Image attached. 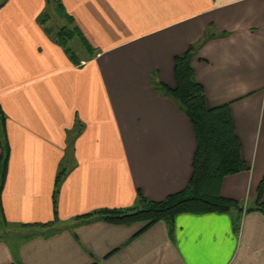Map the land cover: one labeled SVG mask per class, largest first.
<instances>
[{"label":"crops","instance_id":"1","mask_svg":"<svg viewBox=\"0 0 264 264\" xmlns=\"http://www.w3.org/2000/svg\"><path fill=\"white\" fill-rule=\"evenodd\" d=\"M190 46L246 165L218 188L242 208L237 228L235 211L147 227L90 214L187 184L194 133L166 92ZM0 112V225L15 229L0 234V264H264V0H0Z\"/></svg>","mask_w":264,"mask_h":264},{"label":"trees","instance_id":"2","mask_svg":"<svg viewBox=\"0 0 264 264\" xmlns=\"http://www.w3.org/2000/svg\"><path fill=\"white\" fill-rule=\"evenodd\" d=\"M58 5V4H57ZM61 10V7L58 6ZM62 11V10H61ZM43 19V16L42 18ZM71 31L61 26L56 32V41L62 43ZM190 46L173 59L175 86L167 89V95L186 116L192 126L195 149L191 163V175L187 184L178 192L167 195L160 201H151L138 195V206L130 209L101 208L94 213L114 223L143 221L144 227L158 220L170 223L177 213H208L235 211L233 227L237 228L242 211L240 204L223 198L218 193L223 176L246 169L240 158L239 146L234 134L228 104L208 108L204 102L202 87L196 82L190 65ZM0 185L3 182L8 145L4 133V117L0 112ZM62 170L56 174L57 181ZM57 183V182H56ZM264 188V174L254 192L255 208L264 212L261 194ZM53 190L52 202L54 203Z\"/></svg>","mask_w":264,"mask_h":264},{"label":"rangeland","instance_id":"3","mask_svg":"<svg viewBox=\"0 0 264 264\" xmlns=\"http://www.w3.org/2000/svg\"><path fill=\"white\" fill-rule=\"evenodd\" d=\"M53 15H55V16H54V19H53L54 24H56V25L59 26V24L63 23V20H62V22H61L60 20L57 19L56 14L53 13ZM7 230H8V231H12V230H15V229L12 228V227H11V228H5V227H3L2 225H0V234L3 233V232H6Z\"/></svg>","mask_w":264,"mask_h":264}]
</instances>
